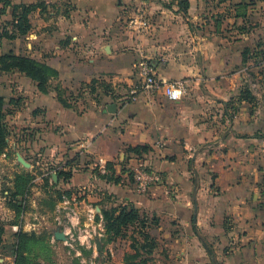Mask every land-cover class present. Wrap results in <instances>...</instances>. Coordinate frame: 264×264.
Returning a JSON list of instances; mask_svg holds the SVG:
<instances>
[{
  "label": "crops",
  "instance_id": "crops-1",
  "mask_svg": "<svg viewBox=\"0 0 264 264\" xmlns=\"http://www.w3.org/2000/svg\"><path fill=\"white\" fill-rule=\"evenodd\" d=\"M13 3L36 7L25 34L2 37L3 51L53 67L64 100L21 73L2 86L9 101L22 94L18 114L32 127L14 153L69 170L68 186H102L134 206L156 241L146 264H264V0ZM0 9V21L10 19L12 7ZM139 13L147 28L128 25ZM145 59L157 76L184 83L180 99L161 89L130 99ZM92 79L115 94L83 97ZM141 163L163 183L137 190ZM113 245L131 249L120 238Z\"/></svg>",
  "mask_w": 264,
  "mask_h": 264
},
{
  "label": "rangeland",
  "instance_id": "rangeland-1",
  "mask_svg": "<svg viewBox=\"0 0 264 264\" xmlns=\"http://www.w3.org/2000/svg\"><path fill=\"white\" fill-rule=\"evenodd\" d=\"M20 4L26 3L8 0L7 6ZM11 30V16L0 21V34ZM3 46L0 37V54L4 52ZM16 73L19 72L0 71V93L4 92L2 86L20 79ZM51 84L58 88L55 79H51ZM110 91L115 94L106 83L103 90L92 94L88 90L83 97ZM19 95L15 93L16 97L12 96L9 101V96L0 94L4 98L6 127L4 146L0 149V264H117L120 260L126 264H146L148 254L142 247L144 241L131 227L133 224L122 227L121 233L115 236L110 218L104 217V211L113 217L122 206L106 188L68 186L69 170H63L58 164H35L32 159L29 165V157L14 153L11 145L27 147L28 135L32 133L28 122H23L26 117L18 114L24 104L18 100L22 98ZM36 158L43 160L44 156ZM57 227L64 232L66 240L54 238ZM117 238L126 240L132 250L124 253L118 250L113 245ZM133 245L139 249L137 254Z\"/></svg>",
  "mask_w": 264,
  "mask_h": 264
},
{
  "label": "trees",
  "instance_id": "trees-1",
  "mask_svg": "<svg viewBox=\"0 0 264 264\" xmlns=\"http://www.w3.org/2000/svg\"><path fill=\"white\" fill-rule=\"evenodd\" d=\"M0 2H2L4 6H7L8 0H0ZM35 7L36 4L33 3L14 5L12 7L11 13L12 30L9 33L4 32L0 34V37L13 39L17 35L25 34L30 28V12ZM186 7L187 2H184V4H182V8L186 9ZM2 11L3 9H0V13ZM246 59L247 51L243 53V61L245 62ZM0 71H16L24 74L34 82L36 88L41 93H47L49 87L51 86V79H56L57 77V71L53 67L45 63L38 62L33 58L15 55L11 52L5 51L0 54ZM104 84L106 83L102 81L99 82L96 79H92L89 83L86 84V86L88 87L89 93L92 94L100 89L103 90ZM56 91L58 92L59 100L64 102V100L60 97V94L62 92L59 87L56 88ZM3 104L4 98L0 96V149L4 146V138L6 136V127L3 123ZM130 150H132L134 153H138L140 151L148 152L149 148L148 146L144 145L130 147ZM127 204H122V206L119 207L117 214L113 217H111L110 213L104 211V217H106L107 219L110 218V226L113 227V234L115 236L121 233L122 227L127 226L128 224H133L131 225V227L134 228L137 234L141 236L142 240L144 241L142 245L143 248H146L144 252L146 254H149L156 246V241L145 231V220L139 217L137 209L130 203ZM133 250L135 254H137V250L139 249L135 248L133 245ZM149 260L150 258L148 257L147 261Z\"/></svg>",
  "mask_w": 264,
  "mask_h": 264
},
{
  "label": "built area",
  "instance_id": "built-area-1",
  "mask_svg": "<svg viewBox=\"0 0 264 264\" xmlns=\"http://www.w3.org/2000/svg\"><path fill=\"white\" fill-rule=\"evenodd\" d=\"M129 24L131 26L137 25V28L142 29L149 26V20L144 13H139L129 20ZM137 68L140 83L130 90L131 100H136L140 91H152L154 89H161L163 95L171 101H176L183 96L185 92L184 83L157 76L154 67L146 59L140 61ZM133 183L137 190L146 191L152 186L162 184L163 178L151 165L141 163L133 171Z\"/></svg>",
  "mask_w": 264,
  "mask_h": 264
},
{
  "label": "water",
  "instance_id": "water-1",
  "mask_svg": "<svg viewBox=\"0 0 264 264\" xmlns=\"http://www.w3.org/2000/svg\"><path fill=\"white\" fill-rule=\"evenodd\" d=\"M110 107H113V109L110 108ZM107 109H108V111L113 112L114 111V105L113 104L108 105ZM53 235H54V238L57 239V240H62V241L66 240V236H65L64 232L62 230H60L59 227H57L55 229Z\"/></svg>",
  "mask_w": 264,
  "mask_h": 264
}]
</instances>
